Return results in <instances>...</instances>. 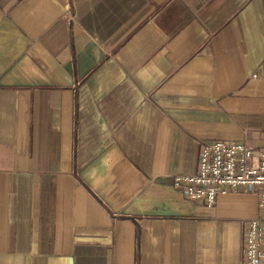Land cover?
Returning <instances> with one entry per match:
<instances>
[{
    "label": "crops",
    "instance_id": "1",
    "mask_svg": "<svg viewBox=\"0 0 264 264\" xmlns=\"http://www.w3.org/2000/svg\"><path fill=\"white\" fill-rule=\"evenodd\" d=\"M215 141L264 148V0H0V264H240L256 198L172 183Z\"/></svg>",
    "mask_w": 264,
    "mask_h": 264
},
{
    "label": "built area",
    "instance_id": "2",
    "mask_svg": "<svg viewBox=\"0 0 264 264\" xmlns=\"http://www.w3.org/2000/svg\"><path fill=\"white\" fill-rule=\"evenodd\" d=\"M172 183L189 201L208 208L221 195H253L258 212L241 221L244 248L240 264H264V148L237 141L201 145L196 171L175 175Z\"/></svg>",
    "mask_w": 264,
    "mask_h": 264
}]
</instances>
